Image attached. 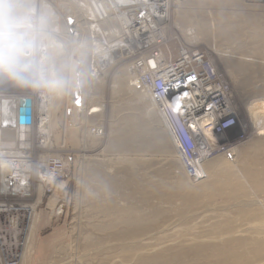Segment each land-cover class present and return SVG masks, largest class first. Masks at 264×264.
Returning a JSON list of instances; mask_svg holds the SVG:
<instances>
[{
  "label": "rangeland",
  "instance_id": "obj_1",
  "mask_svg": "<svg viewBox=\"0 0 264 264\" xmlns=\"http://www.w3.org/2000/svg\"><path fill=\"white\" fill-rule=\"evenodd\" d=\"M169 15L170 23L165 32L167 53L174 56L180 48L201 53L206 62L195 69L209 67L214 81L224 78L228 84L231 113L236 116L235 124L224 134L212 136L215 140L211 146L215 152L207 162L209 178L202 183L194 182L203 180L205 175L190 180L184 174L185 167L182 168L166 125L160 120L158 125L150 120V111H156L150 103L152 100L148 97L142 100L139 89L129 84V78L135 79L130 59L124 61L126 57L122 59L118 53L112 55L111 51H106L104 60L92 56L96 61L88 62L83 53L81 62H77L79 57L73 50H69V56L61 55L58 37L47 32L41 40L42 37L46 39L45 43L52 50L53 78L49 81L55 92L50 91L52 96L43 107L51 104L52 143L35 146L33 150L35 176L31 198L36 209L30 224L19 229L17 223L14 224L16 230L8 231V221L0 216L2 239L16 232L17 238H26L17 239L16 243L9 237L11 244L0 241V264H148V258L159 259L156 264H174L176 254L181 264L264 262V236L252 230L264 223L262 207L243 208L244 212L242 208H232L235 199L247 192L253 200L256 196V200L264 199V0H171ZM101 28L109 32L107 35L113 33L109 24ZM46 50L41 49V53L47 60ZM36 70L37 65L28 82L0 76V104L11 113V116H2L0 128L16 127L12 96L36 91L39 87ZM255 102L263 108L254 111ZM36 138L41 139L36 135L30 143L34 145ZM14 141L6 132L1 138V164L7 162L3 160L4 153L18 149ZM39 175L49 183L42 185ZM201 184H205L204 188ZM155 188L158 195L152 193ZM6 195L0 193V204L9 201L10 195ZM136 211L140 213L136 215L139 228L135 225L137 219L133 212ZM127 223L135 224L127 228ZM240 229L248 230L240 234ZM125 230L139 232L142 242L129 246L125 241L133 236L126 235ZM154 230L163 234H156ZM134 233L138 237V233ZM150 233L155 235L152 240ZM247 244L255 250L249 246L240 247ZM236 248L247 250L238 252ZM6 255H11L9 263ZM132 258L141 259V263Z\"/></svg>",
  "mask_w": 264,
  "mask_h": 264
},
{
  "label": "bare ground",
  "instance_id": "obj_2",
  "mask_svg": "<svg viewBox=\"0 0 264 264\" xmlns=\"http://www.w3.org/2000/svg\"><path fill=\"white\" fill-rule=\"evenodd\" d=\"M17 2L25 4L28 7V10L30 11L32 17L36 21L38 40H37L36 49H35V52H34L33 59H34L35 65H37L36 74H37V78L39 79V87L36 89L35 92H31V91L28 92L27 91V92H23L22 94H15V95L12 96V98H14V109H13V111H16L15 118L17 119V121H15V126H16L15 128L17 130L15 128H13V129L0 128V137L2 138L5 135V132H6V134H7V136L9 138H12V139L15 140L14 142L18 145V149H19V150L18 149L12 150V151H10V152H8L6 154L4 153V156L6 158L3 159V160L4 161L7 160V162H6V164L4 162H2V164L0 163V193H4V194L6 193L7 195H14L17 192H19L20 195H24L27 192L26 191L27 189L24 188V186L21 185L22 181H24V182L25 181H29V191L31 189V191L33 193V179H34L33 177L35 176V169H34V165H33V150H34V147L35 146H49L52 143L51 142L52 141V135L50 134V121H49V116H50V111H51L50 105L51 104H49L47 108H45V105L43 107V103L45 102V103L48 104L50 95L52 96V94H50V91H54V90L51 89V87L53 88L54 85H53L52 82L49 81V79L51 80L53 78L52 77V71H51V65H50V62H51L50 53L52 52V50H51V47L48 46L45 43L46 39H44L42 37V40H41V36L42 35H48L47 32H50L49 34H55L58 37V46L57 45L56 46L59 48L58 50L62 51L61 55L67 54L69 56V50H73L74 55L79 57V60L77 62H81L80 57L83 56V53H84V58L88 62H95L96 61L95 59H92V56H95L98 60H104L105 56H106V51L107 52L111 51L112 55H114L115 53H118L119 54L118 56H121L122 59H124L125 56H128V57H126V59L124 61L130 59V62L131 61L133 62L134 57H136V56H134V54L137 53V49L138 48H145V47H147V45L146 46H142V47L138 46V47H136L135 51H133V50L126 51L127 50L126 47L129 45V43L126 41L127 38L133 39L134 40V44L136 46L138 45V41L136 39V32L135 31L125 30L124 31L125 33L121 35V31L118 29V27L122 26L121 23L123 21H125L124 25L128 26L130 24V21L133 18V21L138 22V23L139 22L142 23V28H140V29L143 30V32H144V34L146 36L151 32V30L157 28V31L159 33V38L163 42L166 43L167 41L165 40V32H166L167 24L170 23L169 22V16H170L169 13H170V4H171V0H169V1L168 0H17ZM91 8L93 9L94 12H92ZM141 10H145V13L143 15H138L139 11H141ZM134 11H135V13H134ZM68 17H71L73 19V22L71 24L68 23V21H71L70 18H68ZM67 18H68V21H67ZM105 23L111 25V27H112V30L110 28V32H113V33H110V35L106 34V33H109V32H103L102 31L101 26L103 24H105ZM95 37L97 38L98 43H96V41L94 40ZM98 37H99V39H98ZM153 37H154V35H153ZM41 49H45V50L47 49L46 50L47 60L45 59L43 53H41ZM194 52H198V51L189 50V54H192ZM118 56H116V57H118ZM196 56H198V55H196ZM108 60H111V57H109ZM45 62H47V63H45ZM203 62H206V61L204 60ZM207 68H209V67H207ZM134 74H135L134 75L135 79L129 78V84L132 85V86L134 85V88H138L139 89L140 93H142V95L144 96L143 97L140 94V96H142L141 99L142 98L144 99V98H147V97H148V99L150 98L149 100H152L150 103L154 104V107L156 109L155 112L153 111L154 109L152 111H150L151 112V114L149 115L150 116V120L152 122L156 123L157 125H158L157 122L159 120L162 122V124H165V123H163V117H162V115L160 113L159 104L156 101H154V99L149 94V90H150L149 86H147V85H143L142 86V85L139 84V76H141V72L135 70ZM45 76H46V79H45ZM44 80H46V81H44ZM221 81H222L224 86L228 85L227 82L224 80V78H221ZM139 91H136V92L139 93ZM137 96H139V95H137ZM219 96L222 98L223 109L226 110V112L224 114L226 116H231L234 119V124H235L236 116H234L231 113L230 94L228 92H220ZM24 98H30L31 99V122L29 124H20L18 122V112H19L20 101L22 99H24ZM5 105H6V103H5ZM167 105H168L167 101L164 100V107L167 106ZM252 107L254 108V111H256V108L262 107V104H260V103L256 104V102H255V105H252ZM5 108L6 107L3 106V103H1L0 104V119L2 118V116H4V117L11 116V113H9V111H7ZM81 110H84V108L81 107ZM156 113H157V115H156ZM180 113L183 114V112H181V111H180ZM189 115L192 118L191 122H190V124L192 123V125H191L192 129L189 128V134H190V137L194 140V144H195L193 146L194 155L197 157V158L195 157L196 158L195 160H190V158L188 156H186L184 154V152H182L180 150V148L177 146V144L175 142H173V139L171 138L172 137L171 133L169 132V130L167 129L166 126H165V129H166L167 133L169 134L170 139L173 142L174 146L176 147V150L178 152L177 156L180 158L179 161L181 162V165H183L182 168L185 167V169H183L184 170L183 171L184 174L190 180H192V179H194V180L201 179L205 175V178L203 180H197V181L193 180L194 182H201L202 183L203 181H205L206 178H209L208 174H209L210 171L207 170V168H208L207 167V165H208L207 162H209V160L212 159V158H209V157H211L214 154V152H215L211 145H212V142H214L213 140H215L214 137H212V136H216V135L213 134V132L209 133V131H208L209 130V128H208L209 122H207V121H209V120L211 121L210 118H204L205 119L204 121H197L195 119L196 115H194L193 113H190ZM2 131H5V132H2ZM29 133H30V135H29ZM36 135H40L41 141L38 140V138H36V139H34V142H35L36 145L35 144L33 145V144L30 143L31 142L30 139L35 138ZM95 135H97V133ZM1 138H0V140H1ZM209 139H211L212 141L209 140ZM17 150H18V152H16ZM189 151L191 152L192 150H189ZM230 155H231V153H230ZM1 157H2V153H0V158ZM213 162L214 161H212V163ZM131 163L135 164V162H131ZM217 164H218V162H217ZM188 167H192L194 169V173L193 174L188 173V171H187ZM217 170H218V168H217ZM229 170H231V169H229ZM40 174H42V172H40ZM40 178H41V176H40ZM38 181L42 185H46V184L49 183V181H47V179H45V180L44 179L43 180L38 179ZM257 181H259V180H257ZM179 183H180V181H179ZM206 183H207V180H206ZM204 185L201 184L200 187L204 188ZM238 187H239V185L237 186V188ZM156 188L152 190V193L155 194L157 192V195H158V191L156 190ZM241 188H243V186ZM232 191H234V189ZM149 192H151V191H149ZM149 192H147V193L149 194ZM249 192H251V191H249ZM160 193H161V190H160ZM247 193L246 194H242L241 196L239 195V197H237V199L232 197L233 200L235 199V202L234 203L232 202L233 203L232 204V208L234 206V208L235 207L236 208H240V209L242 208V210H243V208L247 209L248 207H251V206H260V207H262L261 209H263L262 211H263V216H264V199L263 200H256L257 196L255 195L256 198H254L255 200H253V198L251 199L252 196L251 197L247 196ZM230 194H229V196H230ZM31 196H32V194H31ZM154 196H156V195H154ZM235 196H237V195H235ZM152 197H153V195H152ZM230 198H231V196H230ZM206 206H207V204H206ZM3 208L0 207V216L3 217V220H7L8 221V223H9V226H7V230L8 231L16 230L14 224H17V223H18L17 224L18 226L20 224V228L19 229H22V227L29 225L28 223H26L28 221V217H29L28 209L26 207H21V208L20 207H15V208L3 207ZM127 209H129V208H127ZM8 210H10V211H8ZM245 210H243L242 212H244ZM259 210L260 209H258V211ZM133 213L135 214L134 216L137 219L136 220L137 223L136 224L135 223H127V228H130L128 226H130L131 224H135L138 227V220L139 219H138V217L136 215H139L140 213L138 211L133 212ZM256 213L254 212V214H256ZM129 214H132V213L129 212ZM258 214H259V212H258ZM244 215H246V214H244ZM249 215H250V217L252 216V214H249ZM242 216H243V214H242ZM254 217H256V216H254ZM15 218H17L19 221H15ZM244 218H247V217H244ZM0 219H1V217H0ZM222 219H223V217H222ZM262 219H263V217H262ZM34 220L35 219H33V221ZM221 220H219V221H221ZM239 220H240L239 222L242 221L241 219H239ZM247 220H249V219H247ZM250 221H251V219H250ZM224 222H226V221H224ZM228 222L229 221H227V223ZM237 222H238V220H237ZM117 223L120 224V222H117ZM244 224H245V222L243 224L241 223L242 226L240 224L239 225L241 227H243ZM122 226H124V225H122ZM156 226H157V224H156ZM255 226L252 225V227H255ZM1 228L2 227L0 226V230H1ZM138 228H137V230H138ZM133 230H134V228H133ZM133 230L132 231L131 230H129V231L125 230L126 235H130L131 234L133 236V238L130 239V240H128V236H127V240L128 241H125V243L127 242V244H129V246L130 245L132 246V244L135 245L136 243L139 244V242H142V240H143L142 238L139 239L140 233L136 232L137 231L136 228H135L136 231H134L135 233L133 232ZM139 230H141V229H139ZM163 230H165V229H163ZM246 230H248V229H246ZM246 230L240 229L239 233L241 234V233H243ZM252 230H253L254 233L257 232V234H259L260 236H264V223L261 224V225H258L256 228H253ZM3 231H6V230H3ZM154 231H152L153 234H154ZM227 231L229 232L230 230H227ZM233 231H235V229H233ZM140 232H142V231H140ZM156 232L160 233L161 231H155V233ZM133 233L134 234L138 233V235H137L138 237L133 235ZM150 234L151 235H149V236H151L150 238L152 240V236H155V235H153L152 233H150ZM160 234H163V233L161 232ZM1 235L2 234L0 233V241H3V243L4 242L5 243L12 242L11 240H9V237H8V239H4V238L2 239V237H4V236L1 237ZM230 235H232V234L230 233ZM254 235H256V234H254ZM220 236H222V235L220 234ZM10 237H12L13 239L18 237L17 232L14 233V235H10ZM217 237H219V236H217ZM257 237H259V236H257ZM201 238L203 240V237H201ZM204 238H205V236H204ZM207 238H208V236H207ZM214 238L212 237L211 239H214ZM198 239H196V240H198ZM208 239H210V238H208ZM248 239H250V238H248ZM251 239H253V238H251ZM173 240H175V239H173ZM254 240H256V239L254 238ZM13 241H15V240H13ZM204 241H205V239H204ZM229 241H231V240H229ZM251 241H253V240H251ZM251 241H249V243ZM15 242L17 243V241H15ZM243 242H244V239H243ZM245 242H247V241H245ZM232 243L233 242H231V244ZM262 243L264 244V242H262ZM118 244H120V243H118ZM239 245H240V243H239ZM248 246H249V244H247V246H244V245L242 246L241 245L240 247H248ZM133 247H135V246H133ZM160 247H161V245H160ZM240 247H239V249H240ZM6 248H7V246H6ZM257 248H258V246H257ZM139 249H140V246H139ZM158 249H156V250H158ZM231 249H233V248H231ZM227 250H228V248H227ZM246 250L245 251L244 250L243 251L238 250V252L239 251L240 252H246ZM252 250H255V249H252ZM140 251L141 250H138V252H140ZM158 251H160V249ZM249 251H251V250H249ZM146 252L144 251V254ZM161 252L162 251H160V254H161ZM182 252H181V255L184 256L183 255L184 253L182 254ZM216 252L214 254H216ZM148 253L153 254L151 252H148ZM231 253H233V252H231ZM236 253H237V251H236ZM236 253H234V255ZM8 254H10V253H8ZM136 254H138V253H136ZM136 254H135V256H136ZM140 254H142V253H140ZM212 254L213 253H211L210 255L214 258V255H212ZM156 255H158L157 251H156ZM156 255H153V256H156ZM245 255H246V253H245ZM255 255H254V257H255ZM161 256H163V255H161ZM194 256H191V257H194ZM227 256L230 258L229 255H227ZM231 256H232V254H231ZM233 256L231 258H233ZM236 256H237V258H239L237 254H236ZM22 257H24V255H22ZM137 257H139V255ZM142 257H144V256H142ZM147 257H148V255H147ZM149 257H150V255H149ZM156 257H158V256H156ZM205 257H207V255H205ZM241 257H242V255H241ZM244 257H246V256H244ZM139 258H141V257H139ZM252 258L253 257H251V259ZM263 258H264V256H263ZM133 259L134 258H132V260ZM141 259H136V260H138V262H140ZM173 259L175 260L174 264H177V263L181 264L180 256H178L177 254H176V256L173 257ZM136 260L134 259V261H136ZM198 260H197V262H198ZM223 260H224V258H223ZM238 260H240V259H238ZM241 260H243V259H241ZM111 261L112 260H110V262ZM204 261H208L209 262V260H204ZM158 262H159V259H153V258L150 259V258H148V264H156ZM164 262L168 263L165 260H164ZM199 262H200V260H199ZM233 262L236 264L237 261L236 262L233 261ZM117 263L121 264L122 262H117ZM229 263H231V262L229 261ZM240 263H241V261H240ZM246 263H247V261H246ZM253 263H254V261H253ZM255 263H257V262H255ZM122 264H124V263H122ZM223 264H225V262ZM226 264H228V262ZM259 264H264V262L259 263Z\"/></svg>",
  "mask_w": 264,
  "mask_h": 264
},
{
  "label": "built area",
  "instance_id": "obj_3",
  "mask_svg": "<svg viewBox=\"0 0 264 264\" xmlns=\"http://www.w3.org/2000/svg\"><path fill=\"white\" fill-rule=\"evenodd\" d=\"M91 10L94 12L92 8ZM144 13L145 10H141L138 15H143ZM68 18L71 21H68ZM68 18L67 21L71 24L73 19L71 17ZM124 22L121 23L122 26L118 27L121 35L125 33V30L135 31L138 41L136 46L133 39L127 38L126 41L129 45L126 47V51H135L136 47L147 45L145 48L137 49V53L134 54L136 57H134L132 62L134 71L141 72L139 84L149 86V94L159 104L160 113L167 129L171 133L173 142L190 160H195L197 158L193 152L195 144L189 134V128L192 129V123L190 124L192 118L189 114L193 113L196 115L195 119L197 121H204V118H210L211 121H207L209 122V133L213 132L215 135L224 134L234 124V119L224 114L226 110L223 109L222 98L219 96L220 92L229 93L227 85L224 86L221 80L220 82L214 81L215 76L212 74V69H195V67L203 65L204 59L201 53L194 52L189 54V49L180 48L176 55L171 56L166 51V43L159 38L157 28L151 30L146 36L143 30L140 29L142 28L141 22H135L133 18L128 26H125ZM4 77L6 78V76ZM189 77L192 79H189ZM164 100L168 103L165 107ZM189 150L192 151L190 152ZM187 171L190 174L194 173L192 167H188ZM41 179L43 180L44 178L41 176ZM21 185L27 189V192L24 195H20L19 192L10 195V197L6 195L9 201L4 200L3 202L5 203H1L0 207H26L29 213L26 223L30 224L35 215L36 205L32 204L34 201L31 198V189L29 191V181H22ZM19 199H26L27 201L20 202ZM15 221L19 220L15 218ZM17 239L19 241L21 239L26 240L25 236L16 237L15 241ZM14 256L16 257V255ZM5 257L6 259H4L9 263L11 261L10 256L6 255Z\"/></svg>",
  "mask_w": 264,
  "mask_h": 264
},
{
  "label": "clouds",
  "instance_id": "obj_4",
  "mask_svg": "<svg viewBox=\"0 0 264 264\" xmlns=\"http://www.w3.org/2000/svg\"><path fill=\"white\" fill-rule=\"evenodd\" d=\"M37 40L36 21L28 7L17 0H0V75L28 82L35 71Z\"/></svg>",
  "mask_w": 264,
  "mask_h": 264
},
{
  "label": "water",
  "instance_id": "obj_5",
  "mask_svg": "<svg viewBox=\"0 0 264 264\" xmlns=\"http://www.w3.org/2000/svg\"><path fill=\"white\" fill-rule=\"evenodd\" d=\"M18 122L20 124H29L31 122V99L24 98L20 101Z\"/></svg>",
  "mask_w": 264,
  "mask_h": 264
},
{
  "label": "snow or ice",
  "instance_id": "obj_6",
  "mask_svg": "<svg viewBox=\"0 0 264 264\" xmlns=\"http://www.w3.org/2000/svg\"><path fill=\"white\" fill-rule=\"evenodd\" d=\"M189 79H192L191 77H189ZM185 95H187L186 93H185ZM79 102V100H77V103Z\"/></svg>",
  "mask_w": 264,
  "mask_h": 264
}]
</instances>
